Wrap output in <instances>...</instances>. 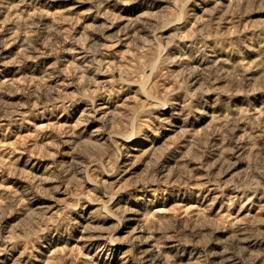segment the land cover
I'll use <instances>...</instances> for the list:
<instances>
[{"label": "rangeland", "instance_id": "rangeland-1", "mask_svg": "<svg viewBox=\"0 0 264 264\" xmlns=\"http://www.w3.org/2000/svg\"><path fill=\"white\" fill-rule=\"evenodd\" d=\"M0 264H264V0H0Z\"/></svg>", "mask_w": 264, "mask_h": 264}, {"label": "bare ground", "instance_id": "bare-ground-1", "mask_svg": "<svg viewBox=\"0 0 264 264\" xmlns=\"http://www.w3.org/2000/svg\"><path fill=\"white\" fill-rule=\"evenodd\" d=\"M105 108H103V109H100V110H104ZM97 112H98V110H97Z\"/></svg>", "mask_w": 264, "mask_h": 264}]
</instances>
